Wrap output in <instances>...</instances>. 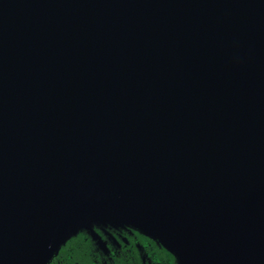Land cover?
Masks as SVG:
<instances>
[{
	"label": "water",
	"instance_id": "1",
	"mask_svg": "<svg viewBox=\"0 0 264 264\" xmlns=\"http://www.w3.org/2000/svg\"><path fill=\"white\" fill-rule=\"evenodd\" d=\"M121 230L264 264V0H0V264Z\"/></svg>",
	"mask_w": 264,
	"mask_h": 264
},
{
	"label": "flooded vegetation",
	"instance_id": "2",
	"mask_svg": "<svg viewBox=\"0 0 264 264\" xmlns=\"http://www.w3.org/2000/svg\"><path fill=\"white\" fill-rule=\"evenodd\" d=\"M127 236L132 237V233L126 232L116 234L114 238L116 241H107L108 251L97 252L99 256L98 261H93L91 255L87 253V264H174V261L164 252L155 251L158 260H156L151 253L139 251V244L134 239L128 241ZM126 238V239H125ZM151 246L148 248L150 250ZM55 256L54 259H56ZM60 263V261H59Z\"/></svg>",
	"mask_w": 264,
	"mask_h": 264
},
{
	"label": "trees",
	"instance_id": "3",
	"mask_svg": "<svg viewBox=\"0 0 264 264\" xmlns=\"http://www.w3.org/2000/svg\"><path fill=\"white\" fill-rule=\"evenodd\" d=\"M124 232L126 234L129 233L126 230H121L119 232ZM131 234V233H129ZM132 237L126 235L128 241L134 239L136 243L139 244V251L149 252L152 256L156 259L155 251L164 252L168 255L171 260L174 261L173 257L169 255L164 249L158 247L154 242L150 241L149 239L137 234L136 232H132ZM107 242V241H106ZM151 246L150 250L148 248ZM97 252H103L100 248L95 245V243L88 237L85 232H80L77 236L69 239L64 246L61 247L58 254L56 255V259L51 261L49 264H87V253L89 256L91 255L93 261H98L99 256ZM158 260V259H156ZM60 261V263H59ZM94 264V262H93ZM175 264V262H174Z\"/></svg>",
	"mask_w": 264,
	"mask_h": 264
},
{
	"label": "bare ground",
	"instance_id": "4",
	"mask_svg": "<svg viewBox=\"0 0 264 264\" xmlns=\"http://www.w3.org/2000/svg\"><path fill=\"white\" fill-rule=\"evenodd\" d=\"M130 221H132V220L130 219ZM133 222H136V221H133ZM144 228H145L147 231H149L148 227L144 226Z\"/></svg>",
	"mask_w": 264,
	"mask_h": 264
}]
</instances>
